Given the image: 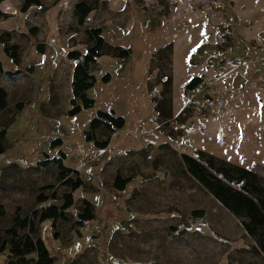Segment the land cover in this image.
<instances>
[{
  "label": "rangeland",
  "instance_id": "rangeland-1",
  "mask_svg": "<svg viewBox=\"0 0 264 264\" xmlns=\"http://www.w3.org/2000/svg\"><path fill=\"white\" fill-rule=\"evenodd\" d=\"M37 1L25 12L23 0L0 2V264L15 209L29 217L60 206L70 192L54 164L41 165L58 158L82 185L71 192L67 221L34 222L52 264H264L243 218L222 208L180 158L201 151L250 170L264 187V0ZM78 2L90 7L81 25ZM88 29L104 39L88 67L93 105L69 117L79 61L66 54L92 47ZM168 43L171 52L156 55ZM13 45L16 61L3 52ZM169 76L168 93L161 81ZM199 76L201 84L186 92ZM96 111L121 117L123 127L89 132ZM86 133L107 146L97 149ZM116 174L128 179L122 191L113 188ZM47 185L56 199L37 203L38 194L50 195L40 190ZM83 201L91 219L78 225Z\"/></svg>",
  "mask_w": 264,
  "mask_h": 264
},
{
  "label": "trees",
  "instance_id": "trees-1",
  "mask_svg": "<svg viewBox=\"0 0 264 264\" xmlns=\"http://www.w3.org/2000/svg\"><path fill=\"white\" fill-rule=\"evenodd\" d=\"M3 0H0L2 2ZM37 0H23L20 7V12H25L31 6H38ZM73 11L77 17L76 22L81 25L85 17L90 12V7L85 3L78 2L74 4ZM0 16L2 13L0 12ZM86 38L92 43V47L87 49L84 55L76 52H69L66 57L71 60H78L71 73V99L69 100L70 109L67 111V116L72 117L80 113L82 110H87L92 107L93 100L86 95V91L95 83V78L89 73L88 67L93 64L99 56L100 49L104 43V39L98 29H88L85 31ZM6 39L0 37V42ZM38 47V51L41 52ZM16 46L3 47V52L6 57L16 61ZM171 52V44L168 43L160 48L156 55L161 57L162 53L169 54ZM125 52H120V57H124ZM158 67L156 66V69ZM2 72L0 66V73ZM17 73L19 71H16ZM3 73V72H2ZM17 73L4 74L10 76ZM162 78V77H161ZM165 79V78H163ZM108 81V75L105 74L100 78V82ZM201 77L191 78L185 85L186 92L194 90L201 84ZM166 85L169 91L171 85V76L161 81V85ZM162 91V88L161 90ZM5 91L0 88V109L5 108ZM18 108V106H17ZM123 119L121 117H113L110 113L96 111L94 118L89 123V132L98 128H103L105 131L112 133L114 130H119L123 127ZM5 132L0 131V154L3 152L2 140ZM85 140L92 142L97 149H104L107 146V141L97 142L90 138L89 133H86ZM59 145L55 141L51 146ZM196 158H192L184 153L180 154L181 162L187 174L227 212L235 217H241V226L244 234L251 238L256 251L264 259V187L258 182L257 176L245 168L227 163L223 160L214 158L211 155L197 151ZM54 164L57 167V179L61 186L68 187L70 192L62 195V204L60 206L49 205L44 208L34 209L30 212L29 217H22L19 214V209L16 208L12 218L11 227L4 233L9 237L8 255L4 264H52L53 259L49 255L48 250L40 238H35L34 222L42 223L50 221L51 227H54L56 220L67 221L66 210L72 205L71 192L78 189L82 182L77 177V172L64 167L61 159L44 160L41 165ZM69 174L75 177L71 179ZM127 178H122L115 175L113 179V188L117 191H122ZM43 190H52V186L47 185L40 188ZM48 199H56L54 191L50 192L48 197L43 194H38L35 197L37 203H44ZM196 217L202 216L201 211L192 213ZM77 224L91 219L90 204L83 201V210L77 216ZM26 230V234L19 236L18 232ZM5 245L0 246V251Z\"/></svg>",
  "mask_w": 264,
  "mask_h": 264
}]
</instances>
